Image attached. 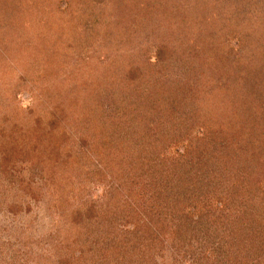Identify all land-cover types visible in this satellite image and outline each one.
<instances>
[{"label": "rangeland", "instance_id": "374dc122", "mask_svg": "<svg viewBox=\"0 0 264 264\" xmlns=\"http://www.w3.org/2000/svg\"><path fill=\"white\" fill-rule=\"evenodd\" d=\"M203 1L0 0V264H112L120 249L141 264L148 242L143 264H221L232 229L247 245L264 232V27L242 35L243 1L217 9L230 21L210 36L237 55L216 67L194 33L215 28ZM156 45L176 61L157 69ZM200 151L213 168L198 182ZM158 162L188 193L150 208Z\"/></svg>", "mask_w": 264, "mask_h": 264}, {"label": "trees", "instance_id": "16d2710c", "mask_svg": "<svg viewBox=\"0 0 264 264\" xmlns=\"http://www.w3.org/2000/svg\"><path fill=\"white\" fill-rule=\"evenodd\" d=\"M203 1V0H202ZM223 2V0H216V2ZM240 1H243V4L241 5V6H239V8L236 10V11H238V18H237V20L240 18H242L241 19V21H242V23H244L245 24V26H247L248 28L246 29V30H241V32H242V35L243 36H245L246 38L250 35V33H251V31H253V30H251V28H254V27H256V26H253V24H254V22L257 24V25H260L261 23H262V27H264V20L262 19V15L264 14V2L262 3V1H264V0H256V2L254 1V0H235L234 2H233V0H229L228 1V3L226 4L225 2L224 3H220V4H218V5H216V7L215 6H213L212 4H210L209 2H208V0H204L203 2L206 4V5H209V7H214L213 9V12H211L214 16V20L212 21V23H213V25H215L214 27V29H210V27L209 26H203V27H198L199 28V31H197V32H194L195 34H196V36L195 37H197L198 39H197V41H198V43H199V45L200 46H204L205 47V49H207L206 51H204V52H207L208 50H209V48H210V50H209V53H207V56H203L204 58H207V60L206 61H211V62H213V63H216V67H217V65L219 64H221V63H224L223 61L228 57V56H230V57H232V55L235 53V51H233V48H232V46H229V45H227V42H225L223 39H221V38H218V37H212L213 35L211 34V31L212 30H214L215 32H217L218 30H219V27H218V25L219 26H223V24L226 22H228V21H230L229 20V17H226V14H222V12H218V10L217 9H223V8H227V7H229L230 5V7L232 8V7H236V5H237V3L238 2H240ZM255 2V3H254ZM197 4V3H196ZM204 4V5H205ZM229 5V6H228ZM229 7V8H230ZM219 9V10H220ZM263 10V11H262ZM68 11V10H67ZM225 18H224V17ZM210 18V17H209ZM203 20H200V22L201 23H203L202 22ZM219 22L221 23V25L219 24ZM217 24V25H216ZM260 26V27H261ZM114 28L115 29H117V24H114ZM222 28V27H221ZM88 30V27H86L85 29H84V27L81 29V33L80 34H84V33H86L85 31H87ZM251 30V31H250ZM255 30V29H254ZM262 30H264V28H262ZM88 31H90V29L88 30ZM132 31V30H131ZM95 32L96 33H98L99 31H97V30H95ZM117 32V31H116ZM130 32V30H128V28L125 26V33L122 31V34H124V35H128V34H130L129 33ZM198 33V34H197ZM215 34H217V33H214V35ZM117 35V34H116ZM210 35H212V36H210ZM221 35V34H220ZM79 36H81V35H79ZM111 36V35H110ZM222 36V35H221ZM74 37V36H73ZM113 38H114V36H112ZM67 38H69V36L67 35ZM76 38H78V36L76 35ZM75 38V39H76ZM216 40V41H214V39ZM115 39V38H114ZM214 42H216V43H218L219 44V46L218 45H216L215 46V48H214V45L215 44H213ZM74 45V44H73ZM213 45V46H212ZM66 48L67 47H69V46H72L71 44H70V42H67L66 43ZM199 46V47H200ZM217 46L220 48V49H218L217 48ZM166 47V46H165ZM165 47L163 46V45H156V48H155V50H156V52H155V54H154V59H155V61L153 62L154 64V66H156L157 67V69H158V67L160 66V64H162L161 63V61L164 59V61H162V62H164V64L162 65L163 67H165V65L167 64H169V63H174L175 61H176V59H177V57H175L176 55H174V54H166L167 53V50L165 49ZM168 47V46H167ZM172 48V47H171ZM197 48V47H196ZM172 50L175 52V50H174V47L172 48ZM224 50H225V52H224ZM246 50V49H245ZM177 52V51H176ZM232 52H234V53H232ZM231 53H232V55H231ZM216 54V55H215ZM219 54V55H218ZM236 54V53H235ZM245 54V53H244ZM218 55V56H217ZM237 55V54H236ZM202 56V55H201ZM247 56V55H246ZM173 58V59H172ZM147 59H149V57L147 58ZM173 61H172V60ZM201 59V58H200ZM239 59V58H238ZM259 57H256V58H250V57H246L245 59H244V61L246 60V63H248V62H251V64L253 65H255V64H258V63H260L259 62ZM228 60H230V59H228ZM243 61V62H244ZM186 62V63H185ZM185 62H183L182 64H179L181 67H186V68H188V66H190V61L189 60H187V61H185ZM237 63H240V60H238V62H236L235 64H237ZM231 64H232V62H231ZM219 67V66H218ZM261 83V82H260ZM195 88V87H194ZM199 88H195V91H194V93H198V95L200 94V92H199ZM215 91V90H214ZM214 91L212 92V93H214ZM218 91V90H217ZM221 91V90H220ZM216 93V92H215ZM210 95V94H209ZM216 100H217V98H215ZM215 100V101H216ZM196 106V105H195ZM194 109V108H193ZM162 113V112H161ZM147 146H149L150 145V143L149 142H147ZM146 146V147H147ZM213 151H214V149H213ZM203 152H199V154H198V156H195V159L194 160H192L191 161V163H192V165L196 168V169H199V174H201V175H199L197 178V180H198V182L200 181V180H203L202 179V177H206V175L208 176V174H206V173H209L211 170H212V168H213V166H212V164H213V161H206L205 159H207V157H205L206 155H210V153H211V151H209L208 153L206 152V154H202ZM140 159V158H139ZM155 159H157V158H155ZM161 161V160H160ZM156 165H158V166H156V168L154 169L153 168V170L149 173V174H146V176L143 178V180L141 181V184H142V186H146L147 188H148V192L149 191H151V192H154V193H152V195L151 196H153L154 198H148L147 199V197L145 196V194H142V195H140L139 196V198H141V199H144V201H145V199H146V201L148 202V204H147V207L149 206L150 208H151V206H153L155 203H159V204H162L161 203V200L164 198H162V197H160V195H158V194H160V191L162 192V190L165 188L166 190L165 191H169L170 193H172V197L173 198H175L176 197V199L177 198H181V193H188V192H185V191H183V189L184 188H182V187H184L183 186V184H180L181 185V190H179V192L181 191V193H179L178 191H174V189L173 190H171L169 187H170V177H168V176H160V175H162L163 173H164V171H161V174H159V169H157L159 166H162L163 165V163H161V164H159V162L156 164ZM175 168V167H174ZM203 168H204V170H205V173H203ZM166 169H168L169 170V168H166ZM170 172L173 174V176H176V178H177V180L179 181V179H181V182H186V184H190V185H193V186H199L198 185V182L194 179V178H190V179H188L189 177H187V176H185V177H183V174H180L181 172L177 169V167H176V170L175 169H170L168 172H166L168 175H170ZM180 172V173H179ZM194 172V171H193ZM156 173L157 174H159V175H157V176H155L156 175ZM194 173H198L197 172V170L194 172ZM193 175V174H192ZM155 176V177H154ZM172 176V177H173ZM191 176V175H190ZM172 177H171V180H172ZM213 177V176H212ZM150 180L152 181V182H150ZM193 182H192V181ZM191 181V182H190ZM208 181H210V179L208 180H206L205 181V186L207 187V182ZM140 183V182H139ZM176 184H177V187H179L180 188V185H178V183H175V184H172V186L171 187H176ZM150 192V193H151ZM168 192V193H169ZM167 193V194H168ZM153 194H156V196L155 195H153ZM185 196V195H184ZM160 199V200H159ZM165 199V198H164ZM151 200H154V201H151ZM130 205V204H129ZM258 205V204H257ZM261 206H262V204H259L258 205V211H259V213H260V210H261ZM131 209V208H130ZM134 209V207H132V209L131 210H133ZM243 211L245 210V209H242ZM239 211H240V209H239ZM247 212H248V209H247ZM247 212H246V218H249V216H248V214H247ZM146 213H148V210H147V212ZM145 214V213H144ZM146 215H149V214H146ZM145 215V218L143 217V219L144 220H146V221H148L147 220V216ZM259 215H264L263 213H261V214H259ZM252 219H255V217L254 218H252ZM252 219H250V220H248V221H246V222H244V223H246V225H247V223H251V222H253V220ZM137 226H138V224H135L134 225V227L132 228L133 230L135 229V228H137ZM239 227H241V225L239 226ZM248 227V226H247ZM246 227V228H247ZM262 227H263V231H264V221H263V218H262ZM241 229H243L242 227H241ZM234 229H232V232H236V231H233ZM154 231V230H153ZM232 232H230L228 235H224L223 237H224V242H223V244L222 245H224L225 247H224V250H221V249H218L217 248V251H214V252H217V254H216V256L217 255H219V258H221L222 259V262H221V264H223L224 263V260L225 261H227L228 262V264H264V232H262V234H260V233H256L255 235H246L247 237L249 236L250 237V239H251V241H249L248 240V242H250L251 243V245H250V243H249V245H247V243L244 241V239H243V237H242V232H240L239 233V235H238V237L235 235V233L234 234H232ZM137 234H146L145 232H138ZM232 234V235H231ZM252 234H254V233H252ZM147 235V234H146ZM147 237V236H146ZM246 237V238H247ZM249 237H248V239H249ZM143 239H147V238H145V237H143ZM227 246V247H226ZM153 247V246H152ZM218 247H221L222 248V246H218ZM154 248V247H153ZM152 248V249H153ZM132 253H134L133 255H134V258H135V260H136V258L137 259H139L140 261H141V264H143V261H142V257H145V258H147L148 260L150 259V261L152 260V258H153V255H152V253H151V246H150V244H149V242L148 243H146V244H144V243H140V245H138L136 248H135V250H133L132 251ZM129 253H127V250H122V249H120V251L118 250V252H117V254H116V257H114V258H112V261H111V263L112 264H123V261L125 262L126 261V259H123V258H125L127 255H128ZM141 256V257H140ZM155 256H156V254H155ZM139 257V258H138ZM157 257V256H156ZM155 259H158V257L157 258H155ZM129 260H130V255H129ZM136 262H137V260H136ZM139 263V262H138Z\"/></svg>", "mask_w": 264, "mask_h": 264}]
</instances>
